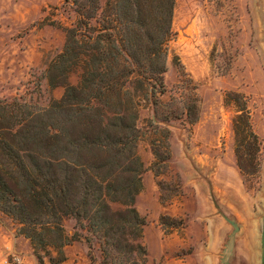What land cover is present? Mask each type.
<instances>
[{"label": "trees", "instance_id": "trees-1", "mask_svg": "<svg viewBox=\"0 0 264 264\" xmlns=\"http://www.w3.org/2000/svg\"><path fill=\"white\" fill-rule=\"evenodd\" d=\"M174 8L175 0H64L55 10L71 23L60 26L65 45L44 77L51 91L64 89L62 97L47 106L24 96L0 100V213L30 241L39 264L65 263V248L82 239L92 262L97 243L100 264L147 263V222L135 207L146 172L139 143L150 133L167 143L171 131L160 123L199 119L195 107L176 110L161 99ZM225 101L237 108L238 168L257 176L262 145L247 101L238 93ZM146 104L154 107L149 132L139 128ZM158 156L154 166L164 162Z\"/></svg>", "mask_w": 264, "mask_h": 264}, {"label": "rangeland", "instance_id": "rangeland-1", "mask_svg": "<svg viewBox=\"0 0 264 264\" xmlns=\"http://www.w3.org/2000/svg\"><path fill=\"white\" fill-rule=\"evenodd\" d=\"M47 18L48 28L43 33L37 31L46 26L39 25L45 19L11 37L10 51L17 44L21 48L39 44L41 63L32 66L18 84L0 78V100L24 96L47 106L51 99L59 98L47 87L44 77L48 64L65 45V32L60 26H70L71 21L66 12L55 9L49 11ZM172 32L164 76L167 91L161 99L176 110L195 107L199 119L193 126L185 116L168 124L160 123L162 127L168 125L171 131L167 143L151 133L142 138L139 154L146 168L143 181L146 187L155 189L159 203L164 204L180 192L183 180L175 166H191L195 174L203 173L211 183L220 212L233 225L236 241L240 229L256 224L246 220L242 211L264 213V0H175ZM78 80L77 74L70 77L72 84ZM62 92L64 89L61 95ZM227 93L244 96L251 112L253 129L262 145L257 176H245L238 168L232 129L237 108L233 102L225 101ZM160 112L168 111L161 108ZM153 114L154 107L146 104L140 113L139 128L152 130L154 125H149V121ZM155 153L164 161L157 166ZM175 154L186 158L187 163L177 160L175 164ZM226 207L232 211L227 215ZM75 224L73 218L64 221L69 235L74 233ZM159 224L167 234L179 228L183 220L161 217ZM17 228L0 213V264H39L30 241L18 235ZM82 234L86 236L85 232ZM71 246L79 253L88 250L84 239ZM184 252L185 249L179 251V256ZM91 253L99 263L102 256L97 243ZM178 259L176 256L170 264H181ZM63 264L76 263L70 260ZM146 264H163L159 251L156 258L148 252Z\"/></svg>", "mask_w": 264, "mask_h": 264}, {"label": "crops", "instance_id": "crops-1", "mask_svg": "<svg viewBox=\"0 0 264 264\" xmlns=\"http://www.w3.org/2000/svg\"><path fill=\"white\" fill-rule=\"evenodd\" d=\"M63 3L64 0H0V78L12 79L18 84L25 79L32 66L41 63L39 44L22 45L23 48L17 44L18 47H12L10 51L11 37L47 18L50 10L61 7ZM258 9L260 13V3ZM47 28V25L40 28L37 34ZM10 53L16 56L11 57ZM62 90L59 87L52 91L60 99ZM175 158V164L177 160L187 163L186 158L177 154ZM175 171L183 181L179 186L180 192L172 200L159 203L155 189L146 187L144 181L143 190L136 200L137 211L146 217L148 223L143 231V244L151 258H156L159 251L163 264L176 261V256L181 264H264V213L260 215L255 211L243 210L246 220L255 221L256 224L250 223L240 229L235 241L233 225L220 212L211 183L203 177L204 174H195L191 166L184 165L175 166ZM230 212L226 207L225 214ZM161 217L178 218L183 220V224L165 234L159 224ZM159 239L160 248H157ZM87 248L86 252L79 253L75 246H67L66 261L100 264L91 261ZM183 249L184 254L179 256V251Z\"/></svg>", "mask_w": 264, "mask_h": 264}]
</instances>
